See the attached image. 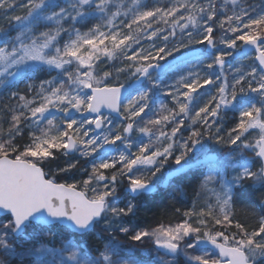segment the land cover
I'll use <instances>...</instances> for the list:
<instances>
[{"label":"rangeland","instance_id":"obj_1","mask_svg":"<svg viewBox=\"0 0 264 264\" xmlns=\"http://www.w3.org/2000/svg\"><path fill=\"white\" fill-rule=\"evenodd\" d=\"M69 1H75L83 9L103 5L106 0ZM98 13L97 18L107 25V15L103 11ZM251 21H260L264 30V14ZM250 28V23H238V39L241 42L250 39ZM88 39L90 38L75 39L74 44L58 52L49 51L45 45H40L28 47L21 53L8 57L0 54V85L2 81L10 83L37 69L48 68L57 72L54 73V81L38 87L39 105L26 126L29 141L20 149V158L16 161L40 166L52 183L57 184L51 178L57 175L66 180L62 185L80 191L90 201L105 202L104 214L94 231L84 237H76L59 226L41 227L34 224L26 226L16 236L12 220L0 218V264L216 262L214 255L194 245L201 236L241 250L249 264H264V226L257 232H243L232 218L234 189L244 183L251 187L264 185L261 167L256 158L258 142L264 140V77L254 62V56L251 54L231 60L230 55L239 46L237 49L230 48L232 38L228 36L218 47L212 45L210 53L215 52L216 57L202 59L200 62L203 63L193 66L181 65L162 78L164 89L170 90L178 116L183 115L185 108L190 107L191 99L198 91H206L201 98L202 102L197 104L188 119L189 124L185 129L188 137L179 147L174 168L192 167L201 158L208 156H215L217 159L206 165L200 173L199 187L184 218L169 224L156 223L137 227L128 222L129 205L124 206L123 210L117 209V203L114 199L111 200L115 187L112 183L104 185L102 176L121 163L131 166L130 169L135 174L130 186L143 183L142 173L150 166L139 158H152V151L143 155L124 152L127 147L124 138H127L122 135L128 127H122L120 122H113L107 116L101 119L102 132L93 136V120L84 119L89 101L88 88L126 85L130 81L129 72L123 67H109L110 62L102 66L96 58L103 53L102 48L86 47ZM158 46L156 44L150 48L148 54H153ZM107 51L113 52L114 48ZM260 51L264 54V43L260 46ZM83 54L88 55L82 56ZM91 62L95 63V67L91 66ZM144 68L137 70L134 76L137 77ZM154 80V76L149 79L150 82ZM95 82L99 84L94 86ZM208 94L213 98H208ZM134 106L143 107L136 95L125 107L124 120L132 119ZM220 107L230 113L228 118H232L231 127L227 131L224 129L226 117L221 115L220 110L218 112ZM203 113H207L208 119H211L210 128L205 130L201 129L206 123ZM201 130L204 135H200ZM68 137L75 143L71 156L65 153ZM115 138L119 139L114 153L101 154L103 147ZM3 141L5 140L0 141V151L5 150L8 144ZM159 147L161 146H156ZM162 148L168 149L169 145H163ZM17 149L13 145L8 147L12 151ZM82 161L94 162V165L83 171L76 166ZM75 169V172H71ZM157 171L154 170L153 173ZM162 181L163 178H159L156 186L159 187ZM247 193L246 191L245 194ZM237 202L240 201L237 199ZM169 245L176 247V250L168 257L157 250V247L162 249Z\"/></svg>","mask_w":264,"mask_h":264},{"label":"trees","instance_id":"obj_2","mask_svg":"<svg viewBox=\"0 0 264 264\" xmlns=\"http://www.w3.org/2000/svg\"><path fill=\"white\" fill-rule=\"evenodd\" d=\"M98 11L107 15V25L97 18ZM262 14L264 0H106L103 5L83 9L75 1L69 0H0V54L8 57L28 47L40 45H45L49 51L58 52L70 47L75 39L90 38L86 47L103 50L96 57L97 61L102 66L110 62L109 67H123L129 72L130 84L139 76H134L137 70L150 64L163 63L182 52L201 49L203 46L205 48L208 39H212L218 47L229 36L232 38L230 48L237 49L242 43L238 39V23H250L248 38L264 39L263 24L251 21ZM156 44L159 46L155 52L148 54V50ZM173 47L176 50H171ZM111 48L114 51L108 52ZM210 57H216L215 52L201 54L186 64H200L203 63L200 62L202 59L208 60ZM229 58L234 60L232 55ZM91 66L95 67V63L91 62ZM174 68L155 77L153 82L148 79L143 86L135 89L121 107V119L113 120L120 122L122 127H128L122 135L127 138H124L127 144L124 152L143 155L152 151V158H139L150 166L140 178L143 183L157 187L155 193L141 195L137 199H129L124 194L135 175L129 165L118 163L102 176L104 185L112 183L115 187L111 200L117 203V209L123 210L124 206L129 205L128 222L137 227L169 224L184 218L199 187V175L204 169L194 168L176 177L168 189L156 186L159 178L175 169L176 154L183 140L188 137L185 130L189 124L188 119L206 93H201L203 89L198 91L192 97L190 107L178 116L170 90L164 89L162 79ZM54 73H57L54 69H37L10 83L2 81L0 141L5 140L3 142L8 144L5 150L0 151V157L5 156L11 160L20 158V149L29 141L26 126L39 105L38 87L54 81ZM98 84L95 82L94 86ZM134 95L143 107L134 106L132 119L126 121L125 107ZM209 97L213 98L208 94ZM219 110L226 117L224 129L227 131L231 127L232 118H228L230 113L226 110L221 107ZM203 118L206 123L201 129L210 128L211 119H208V114L203 113ZM202 130L200 135H204ZM11 145L16 146L17 151L8 150ZM157 145L161 147L156 148ZM163 145H169V148H162ZM92 165L94 162L86 161L76 164L83 171L89 170ZM154 170H158L157 173L154 174ZM51 178L57 184L66 181L57 175ZM232 202V218L239 230L257 232L264 226V185L251 187L248 183L242 184L234 189ZM201 239L204 237L201 236Z\"/></svg>","mask_w":264,"mask_h":264},{"label":"water","instance_id":"obj_3","mask_svg":"<svg viewBox=\"0 0 264 264\" xmlns=\"http://www.w3.org/2000/svg\"><path fill=\"white\" fill-rule=\"evenodd\" d=\"M212 44V39L208 40L206 52H211ZM260 44V40L247 41L234 57L254 52L255 63L264 75V54L258 50ZM200 54V50H192L161 64H150L143 69L135 82L127 86L89 88L90 99L84 119H95L92 124L93 135H98L102 130L101 115L106 114L115 119L120 117V107L133 89L143 85L152 75L159 76L170 67L187 62ZM116 143L113 142L103 148L102 153L113 152ZM74 147V141L68 137L65 145L67 156L73 154ZM256 158L261 163V177L264 181L263 140L259 141ZM215 159V157L204 158L193 167L205 165ZM186 170V167L178 166L172 174L165 177V184L169 179L181 176ZM155 191L154 187L138 184L126 189L125 193L130 197H136L141 193H154ZM104 206L105 203L101 201H88L81 192L75 189L47 181L41 168L36 165L12 161L6 157L0 158V217H10L16 229L15 235H20L29 224H35L43 227L58 225L76 236H83L93 231L104 212ZM198 244L219 253V262L195 264H248L243 252L238 249L225 247L213 240H201ZM175 250L176 247L170 245L162 249L166 254H172Z\"/></svg>","mask_w":264,"mask_h":264},{"label":"flooded vegetation","instance_id":"obj_4","mask_svg":"<svg viewBox=\"0 0 264 264\" xmlns=\"http://www.w3.org/2000/svg\"><path fill=\"white\" fill-rule=\"evenodd\" d=\"M262 46V45H261ZM169 183V182H168ZM172 185H173V183H169V184H167L166 186H164L166 189H168L169 187H172ZM161 186V185H160ZM197 241L198 240H196L195 241V243H194V245L196 246V248H198V249H200V250H203V251H208L209 253H211L212 255H214L216 258H217V261L216 262H218V254L216 253V252H214L213 250H211V249H208V248H205V247H202V246H199L198 244H197ZM157 250L160 252V254H162L163 256H166V257H168V256H170L171 254H166L165 252H163L162 251V249L161 248H158L157 247ZM215 263V262H214Z\"/></svg>","mask_w":264,"mask_h":264},{"label":"bare ground","instance_id":"obj_5","mask_svg":"<svg viewBox=\"0 0 264 264\" xmlns=\"http://www.w3.org/2000/svg\"><path fill=\"white\" fill-rule=\"evenodd\" d=\"M196 58V57H195ZM195 58L191 59V60H194Z\"/></svg>","mask_w":264,"mask_h":264}]
</instances>
